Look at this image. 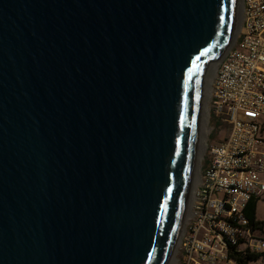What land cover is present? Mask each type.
Wrapping results in <instances>:
<instances>
[{
  "label": "water",
  "instance_id": "95a60500",
  "mask_svg": "<svg viewBox=\"0 0 264 264\" xmlns=\"http://www.w3.org/2000/svg\"><path fill=\"white\" fill-rule=\"evenodd\" d=\"M237 7L0 0V264H170Z\"/></svg>",
  "mask_w": 264,
  "mask_h": 264
},
{
  "label": "built area",
  "instance_id": "2783aa9c",
  "mask_svg": "<svg viewBox=\"0 0 264 264\" xmlns=\"http://www.w3.org/2000/svg\"><path fill=\"white\" fill-rule=\"evenodd\" d=\"M238 1V34L208 91L210 131L223 135L205 144L176 264H237L246 251L264 264V236L243 214L264 198V0Z\"/></svg>",
  "mask_w": 264,
  "mask_h": 264
},
{
  "label": "bare ground",
  "instance_id": "6f19581e",
  "mask_svg": "<svg viewBox=\"0 0 264 264\" xmlns=\"http://www.w3.org/2000/svg\"><path fill=\"white\" fill-rule=\"evenodd\" d=\"M239 7H240V4H239V1H238V7H237V24H238L239 18H240V10H239ZM237 24H236V26H237ZM209 65H208L209 66V69L207 68L208 71L206 70L207 74H206V76L204 78V85H203V90H202V100L204 98H205V100L208 98V91H209V86H210V82H211V76L213 74H215L216 67H217V65L216 64H213V63H209ZM205 107L206 106H205V103L203 101L202 102V107L200 108V111H201V124H200V132H199V134L202 136V138L200 137L201 138V142H200V146H199V154L197 155L198 158L196 160L195 175H193V178H194L195 181H196V176H197L198 160H199V158H201L200 152H202V150H203V146H202V141L204 140L203 139V131L208 130L207 127H206V125L208 124V120H207V116L205 114ZM191 192H193V189H191ZM191 192H190V195H189L188 206H189V202H190ZM188 206H187V208H188ZM187 208H186V211H185V217L187 216ZM174 259L175 258L173 257V259L171 260V264H174V262H175Z\"/></svg>",
  "mask_w": 264,
  "mask_h": 264
},
{
  "label": "trees",
  "instance_id": "16d2710c",
  "mask_svg": "<svg viewBox=\"0 0 264 264\" xmlns=\"http://www.w3.org/2000/svg\"><path fill=\"white\" fill-rule=\"evenodd\" d=\"M258 203L257 198L251 199L247 206L246 209L243 211V214L245 218L249 221L250 225L254 226L257 230L261 229L262 225L264 224L263 222H257L255 218V210H256V205ZM233 256L235 257V261L237 264H250V263H257L259 261V257L255 256V254L249 253L248 251L244 253H239V252H233Z\"/></svg>",
  "mask_w": 264,
  "mask_h": 264
},
{
  "label": "rangeland",
  "instance_id": "374dc122",
  "mask_svg": "<svg viewBox=\"0 0 264 264\" xmlns=\"http://www.w3.org/2000/svg\"><path fill=\"white\" fill-rule=\"evenodd\" d=\"M239 24H240V18H239V22H238V24H237V26H236V30H235V33H234V38H236L237 37V34H238V27H239ZM226 50V49H225ZM220 60V59H219ZM219 60L217 61V62H215V63H213V64H216V65H218V63H219ZM210 66V65H209ZM209 66H208V69H209ZM208 69H207V71H208ZM206 74H207V72H206ZM206 74L204 75V78H205V76H206ZM212 78H213V75L211 76V82H212ZM211 82H210V86H211ZM210 86H209V90H210ZM204 101V103H205V114H206V116H207V120H208V124L206 125V127H207V129L208 130H205V131H203V141H202V146H203V150H202V152H200V154H201V158H199V160H198V165H199V163H200V160L202 159V158H204L205 157V144H210V143H212V142H214V141H216L217 140V136L220 134V135H223V133H216V134H214L213 132H211L210 131V129L212 128V123L210 122V119H209V116H208V108H209V101H208V98L205 100V98L202 100V102ZM260 124L262 125V126H264V120H262L261 122H260ZM202 126V125H201ZM215 136V137H214ZM200 137L202 138V136L200 135ZM199 137V141H198V154H199V146H200V142H201V138ZM208 139L209 140H211V141H208ZM213 139V140H212ZM198 158V157H197ZM197 158H196V160H197ZM194 186H195V180H194V178H193V182H192V189L194 188ZM174 260H175V262H174V264H176V259L178 258V253H177V247H176V252L174 253ZM170 264H171V262H170ZM250 264H255V263H250ZM258 264V263H257Z\"/></svg>",
  "mask_w": 264,
  "mask_h": 264
},
{
  "label": "crops",
  "instance_id": "0c3cea01",
  "mask_svg": "<svg viewBox=\"0 0 264 264\" xmlns=\"http://www.w3.org/2000/svg\"><path fill=\"white\" fill-rule=\"evenodd\" d=\"M255 218L257 222L264 223V198L259 200L256 205ZM258 231L260 236H264V224L262 225L261 229H259Z\"/></svg>",
  "mask_w": 264,
  "mask_h": 264
}]
</instances>
